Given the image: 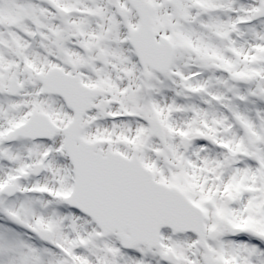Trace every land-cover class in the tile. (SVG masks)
<instances>
[{"label": "snow or ice", "instance_id": "1", "mask_svg": "<svg viewBox=\"0 0 264 264\" xmlns=\"http://www.w3.org/2000/svg\"><path fill=\"white\" fill-rule=\"evenodd\" d=\"M0 264H264V0H0Z\"/></svg>", "mask_w": 264, "mask_h": 264}]
</instances>
